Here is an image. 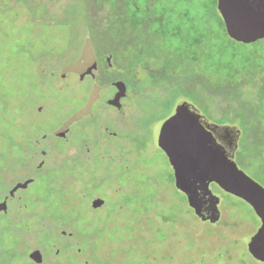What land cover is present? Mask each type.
<instances>
[{"label": "rangeland", "instance_id": "1", "mask_svg": "<svg viewBox=\"0 0 264 264\" xmlns=\"http://www.w3.org/2000/svg\"><path fill=\"white\" fill-rule=\"evenodd\" d=\"M93 1L104 15L90 17V0H0V201L16 182L34 179L0 213V264H35L29 252L49 243L56 247L42 264L57 248L51 264H264L247 252L258 224L247 203L210 185L222 216L203 222L175 187L155 124L181 93L150 90L145 76L159 63L171 73L174 59L186 57L216 88L240 94L237 103L262 106L256 119L237 121V165L256 168L264 163V28L246 30L247 41L231 35L233 15L225 19L220 0ZM87 47L100 69L110 53L120 71L103 70L101 80L128 81L125 113L105 103L113 88L95 84L84 62L76 64ZM69 63L75 73L63 80L57 68ZM96 197L104 204L93 209ZM55 218L63 226L41 243L42 226ZM22 234L28 236L19 242Z\"/></svg>", "mask_w": 264, "mask_h": 264}, {"label": "water", "instance_id": "2", "mask_svg": "<svg viewBox=\"0 0 264 264\" xmlns=\"http://www.w3.org/2000/svg\"><path fill=\"white\" fill-rule=\"evenodd\" d=\"M221 9H228L234 17L243 16L253 21L254 29L264 28V0H220ZM228 32L244 41L250 38L228 26ZM88 51L90 50L87 47ZM117 92L108 104L119 107V99L124 96L125 87L116 82ZM186 101H180L170 117L158 128V145L170 156L173 165L175 187L184 194L193 214L203 222L214 223L220 218L219 198L214 195L209 184L215 182L226 192L246 201L259 217L261 225L246 239L247 250L257 260L264 261V187L246 175L234 161L237 135H230L217 129L194 126L186 110ZM42 163L38 165L41 167ZM33 178L16 182L8 194L0 201V212L7 211V199L15 192L26 189ZM104 204L102 198L91 201L93 209ZM65 234V231H62ZM28 258L35 264L43 262L40 249L29 252Z\"/></svg>", "mask_w": 264, "mask_h": 264}, {"label": "flooded vegetation", "instance_id": "3", "mask_svg": "<svg viewBox=\"0 0 264 264\" xmlns=\"http://www.w3.org/2000/svg\"><path fill=\"white\" fill-rule=\"evenodd\" d=\"M90 1H92V2L89 4H85V6H84L86 11L89 12L88 14H90V17L92 16L93 11L94 12L96 11V13H98V14H103V11L97 12V10L99 8L98 4L95 3L93 0H90ZM100 6L103 9L104 3H101ZM222 12H223V15H224L226 20L228 18L227 15H233L230 13V11L228 9L223 8ZM92 22L94 23L93 20H92ZM87 24H89V23H87ZM97 24H98V20H97L96 25ZM92 25L93 24L91 23V26L89 28L92 29ZM88 37L91 38V35L88 34ZM103 40H105V39H103ZM106 41L107 40H105L104 42H106ZM106 46H109V45H106ZM84 54L85 55L83 57H85V58L81 57L76 64L84 62V68L86 69L85 75H87L95 84H97V85L98 84L110 85L113 88V91H112L111 95L105 99L106 105L109 106L111 109H113V111L115 112L116 115H121V114L125 113L126 110H128V105L124 101V99L127 95V92H128V87H129L128 81H125L122 77H118V76L113 77V78H108L105 81L101 80L103 70H106L109 74H110V72H111V74L114 73V75L116 73L120 72L113 65L112 55L110 53L105 54L104 61H103V65L105 67H104V69H100L99 64H98V60H97L95 54L91 53V50L88 51V49H85ZM150 57H151V59H154L156 56L150 54ZM156 58L163 60L162 57L161 58L156 57ZM84 59H85V61H84ZM174 60H176V62H175L174 67H171V69L175 68V70L170 71L171 73L168 72L169 70H168V68H166L164 63L163 64H161V63L154 64V65H151V67L145 68L147 71L145 76L147 77L148 81L151 82V84H149V85L153 87V88H150V90H155V89L164 90L165 86H168L170 88H173L176 93H178V94L181 93V97L173 100V102H172L171 106L169 107V110L167 111V113L164 114L160 119H158L156 121L155 125L157 128V134H156L157 140H158V131H159L158 128H159L160 124L164 120H166L170 117V115L172 114L176 105L180 101H186L187 103H189L186 105V108H187L186 112L188 114L190 113L189 115H191V117H193L195 119V120H192V124L194 126H200L201 125L202 127L206 128V129H210V130L211 129H213V130L217 129V130H220L223 132H228L230 135H233V136L237 135V143H236V147L234 149V161L237 165V157L238 158L240 157V149H241L240 137L242 134L241 126L239 125V123L237 121L240 120V122L243 123V119H249L253 116H255V119H256V116H259L261 111H263V108H261L262 106H260L258 104L243 105L241 103H240L241 104L240 105L239 103H237V101L240 97V94L234 95L230 91H227L224 87L223 88L222 87L216 88L213 85V83H211L210 80L207 78V76H206L207 70H203V68L200 66V63L197 62L196 60H192V59H189L186 57H183V58L180 57L179 59H174ZM71 63H69L68 65H62V67L59 66L57 68V70L58 71L60 70V73H62L63 80L66 79L68 72L71 71V72L75 73V71L72 70L73 64H71ZM77 71L79 72V75L76 72V75L78 76V80L82 81L83 78H82V75H80V73H82V71H80V69H78ZM118 81L122 82L124 84L125 93H124V96H122L119 99V104H120L119 107H115L113 105L108 104V101L114 98V96L117 92V87L115 86V83ZM183 92H185V94H183ZM208 103H209V105H208ZM69 122L71 123L70 120H69ZM65 125L66 124H64V127H65ZM65 135L66 134L63 133V135H62L63 138H65ZM45 137H46V135L43 136V138H45ZM157 145H158V142H157ZM158 147L161 149V147L159 145H158ZM41 155H43V156L46 155L45 151H41ZM36 158H37V149L34 150L33 152H31V156L28 160L32 161V163H33L34 159H36ZM40 163L43 164V161H41ZM25 165L28 166V161H26ZM38 165H37V169L39 168ZM252 166L253 165H249L248 169H245V168L243 169L245 172L243 170L242 171L246 175H248L250 178H252L254 181H256L258 184H260L262 187H264V163H259L256 168L252 167ZM29 178H32V177H29ZM210 185H212L213 187H215L219 191H225L215 182H211L209 184V188H210ZM213 194L219 198V203H220L219 195L216 193H213ZM241 200H243V199H241ZM244 202L247 203L246 201H244ZM219 203H218V210L220 212V218H221L222 213H221V210L219 209ZM90 206H91V203H90ZM251 209H252V207H251ZM256 217L258 219V224H257L256 229L254 230V232L251 235H253L257 231L259 226L261 225V221H260L259 217L257 215H256ZM69 236H70V234H69ZM246 247H247V245H246ZM49 250H51V248H49V249L43 248V251H41V249H40L42 255L44 254V252H49ZM59 255H61V254L59 253V249L57 248L55 250L54 257H50V260L47 264H51L52 259L59 257Z\"/></svg>", "mask_w": 264, "mask_h": 264}, {"label": "trees", "instance_id": "4", "mask_svg": "<svg viewBox=\"0 0 264 264\" xmlns=\"http://www.w3.org/2000/svg\"><path fill=\"white\" fill-rule=\"evenodd\" d=\"M102 3H104V5H105V3H106V1H103ZM1 170H0V177H1ZM26 206H22V210L24 211V210H26ZM56 220L53 222V223H50V224H45V226H42L43 228H42V232H43V234H45V236H39V240H41V243H42V240L43 239H45V237H48V236H50V235H52V233H54V230L55 229H57V228H61L62 226H63V223H61L60 222V220L59 219H57V218H55ZM13 223H15L14 221H13V219H11L10 218V220H9V222H8V226H9V228L11 229V231L12 232H14L16 235H17V230H14V225L15 224H13ZM25 223V222H24ZM22 228L24 229V228H26L25 229V231H27V232H30L29 231V229H30V227H29V225L27 224H23V226H22ZM41 232L39 231V234H40ZM26 236H28V235H25V234H22L21 236H20V240H19V242L21 241V240H25V238H26ZM24 238V239H23ZM47 240V239H46ZM54 247H56L55 246V244H51V243H49V248H51V250L54 248ZM54 264H64V263H62V262H60L59 261V258H58V260L54 263Z\"/></svg>", "mask_w": 264, "mask_h": 264}, {"label": "snow or ice", "instance_id": "5", "mask_svg": "<svg viewBox=\"0 0 264 264\" xmlns=\"http://www.w3.org/2000/svg\"><path fill=\"white\" fill-rule=\"evenodd\" d=\"M231 19L234 30H236L237 32L243 33L246 30L253 27V21L243 16H236V17L231 16Z\"/></svg>", "mask_w": 264, "mask_h": 264}]
</instances>
